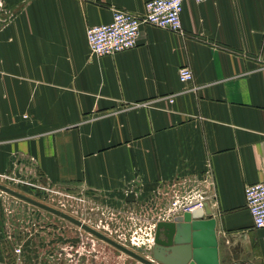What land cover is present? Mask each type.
Wrapping results in <instances>:
<instances>
[{
	"label": "crops",
	"instance_id": "1",
	"mask_svg": "<svg viewBox=\"0 0 264 264\" xmlns=\"http://www.w3.org/2000/svg\"><path fill=\"white\" fill-rule=\"evenodd\" d=\"M146 1L19 0L0 24V184L146 215L199 191L219 264H264L244 200L264 180V0H187L181 33L143 25L134 48L89 52L88 26ZM11 202L1 190L0 264H22Z\"/></svg>",
	"mask_w": 264,
	"mask_h": 264
},
{
	"label": "rangeland",
	"instance_id": "2",
	"mask_svg": "<svg viewBox=\"0 0 264 264\" xmlns=\"http://www.w3.org/2000/svg\"><path fill=\"white\" fill-rule=\"evenodd\" d=\"M18 3L19 0H0V24L13 18V8ZM21 190L27 189H16L23 194ZM2 193L13 201L7 207L11 220L5 246L11 245L21 250L19 260L22 264H143L81 227L14 195L4 191ZM38 199L40 203L75 218L142 258L154 264H162L152 254L156 227L154 232L146 236L139 231L143 230L145 224L138 219L141 216L156 219L163 207L153 209V215H146L139 206H102L93 198H86V202L73 199L60 203L61 200L50 199L42 193ZM134 230H137L138 235L131 234ZM144 244L146 249L142 246Z\"/></svg>",
	"mask_w": 264,
	"mask_h": 264
},
{
	"label": "built area",
	"instance_id": "3",
	"mask_svg": "<svg viewBox=\"0 0 264 264\" xmlns=\"http://www.w3.org/2000/svg\"><path fill=\"white\" fill-rule=\"evenodd\" d=\"M187 0H147L144 4L142 15L114 9L109 23L91 25L86 28L85 36L88 50L95 56H108L129 50L137 45L139 30L143 25L168 29L173 32H182L181 12L183 3ZM203 2L205 0H190ZM178 80L181 83L192 81L193 74L189 67L182 66L177 72ZM173 98H169L172 101ZM245 206L248 210L253 226L264 229V180L247 185L244 188ZM205 196L199 191H194L174 199L171 204L157 215L156 219L145 216L139 217L144 222L143 234L148 236L155 230L156 224L161 221L173 220L176 216L187 211L203 209ZM153 223L150 225V223ZM131 234L138 235L137 230ZM264 243V238H263ZM146 249V245H142ZM150 248V245H148ZM15 254L21 250L15 249ZM233 264H250L241 261Z\"/></svg>",
	"mask_w": 264,
	"mask_h": 264
},
{
	"label": "water",
	"instance_id": "4",
	"mask_svg": "<svg viewBox=\"0 0 264 264\" xmlns=\"http://www.w3.org/2000/svg\"><path fill=\"white\" fill-rule=\"evenodd\" d=\"M0 190L81 227L143 264H154L61 211L1 184ZM214 226L215 221L210 211L205 207L184 212L171 221L158 222L156 225V242L152 250L154 259L162 264H219L218 241Z\"/></svg>",
	"mask_w": 264,
	"mask_h": 264
}]
</instances>
